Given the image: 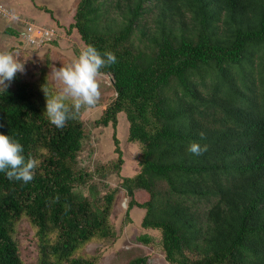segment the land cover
I'll return each instance as SVG.
<instances>
[{"label":"trees","instance_id":"obj_1","mask_svg":"<svg viewBox=\"0 0 264 264\" xmlns=\"http://www.w3.org/2000/svg\"><path fill=\"white\" fill-rule=\"evenodd\" d=\"M73 22L84 46L117 56L101 74L115 97L95 124L115 129L124 114L127 140L141 148L139 172L119 184L125 215L144 211L140 226L159 233L168 264H264V0H79ZM33 87L15 76L0 90V133L39 161L27 183L0 173V264H23L22 218L36 230L40 264H94L73 255L114 237L117 190L100 195L77 169L80 112L57 128ZM193 141L207 151L189 152ZM86 185L88 196L78 191Z\"/></svg>","mask_w":264,"mask_h":264},{"label":"rangeland","instance_id":"obj_2","mask_svg":"<svg viewBox=\"0 0 264 264\" xmlns=\"http://www.w3.org/2000/svg\"><path fill=\"white\" fill-rule=\"evenodd\" d=\"M103 1L108 7L110 0ZM78 2L79 0H0V52H11L17 60L24 63V71L18 72L16 77L33 84L35 98L45 107L44 90L54 93L60 87L59 82L50 76L52 66L71 64L85 47L76 30L69 29L74 23L73 16ZM114 14L113 8L108 10L110 17H114ZM28 26L53 31L52 40L41 47L28 43ZM98 81L101 95L97 103L80 111L84 139L77 156V169L89 176L87 185H95L100 195L117 190L109 217L114 237L85 244L74 253L73 258L86 262L95 260L94 264H129L139 258L146 259L145 264H168L162 252L159 233L143 230L140 226L144 211L133 208L128 216L125 215L129 198L119 188V184L121 177H133L139 172L141 148L139 144L128 142V123L124 114L117 116L115 129L95 124L115 97L111 76L100 75ZM5 83L7 87H13V80ZM4 88L6 86L0 84V90ZM114 134L122 152L123 165L119 174L112 168L117 160L112 140ZM87 185L78 190L84 196L89 195ZM134 199L138 203H144L148 200V195L137 190L134 191ZM35 233V228L26 218L15 225L14 239L23 264H40L39 243ZM144 235L151 238L149 244L139 240Z\"/></svg>","mask_w":264,"mask_h":264},{"label":"clouds","instance_id":"obj_3","mask_svg":"<svg viewBox=\"0 0 264 264\" xmlns=\"http://www.w3.org/2000/svg\"><path fill=\"white\" fill-rule=\"evenodd\" d=\"M117 62V56L112 51L101 52L95 45H86L77 59L69 65L52 66L51 77L58 81L60 87L54 93L46 95L45 113L51 124L63 128L67 122L74 119L82 108L97 103L101 93L98 77L102 69ZM24 71L21 63L11 52H0V84L12 81L18 72ZM201 137L204 133H200ZM194 155L207 151V145L193 141L188 149ZM39 161L36 157L24 154V146L14 137L0 133V173L9 179L25 183L34 178Z\"/></svg>","mask_w":264,"mask_h":264},{"label":"built area","instance_id":"obj_4","mask_svg":"<svg viewBox=\"0 0 264 264\" xmlns=\"http://www.w3.org/2000/svg\"><path fill=\"white\" fill-rule=\"evenodd\" d=\"M53 31L46 30L44 28H38L34 26H28L26 28V38L28 43L41 47L43 44L50 42L53 38Z\"/></svg>","mask_w":264,"mask_h":264},{"label":"water","instance_id":"obj_5","mask_svg":"<svg viewBox=\"0 0 264 264\" xmlns=\"http://www.w3.org/2000/svg\"><path fill=\"white\" fill-rule=\"evenodd\" d=\"M111 83L113 84V79H112V77H111Z\"/></svg>","mask_w":264,"mask_h":264}]
</instances>
